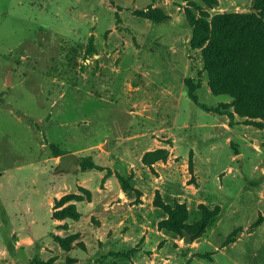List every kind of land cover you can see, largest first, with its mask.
<instances>
[{"label": "rangeland", "instance_id": "obj_1", "mask_svg": "<svg viewBox=\"0 0 264 264\" xmlns=\"http://www.w3.org/2000/svg\"><path fill=\"white\" fill-rule=\"evenodd\" d=\"M253 3L0 0V264H264V121L211 92L198 28Z\"/></svg>", "mask_w": 264, "mask_h": 264}, {"label": "trees", "instance_id": "obj_2", "mask_svg": "<svg viewBox=\"0 0 264 264\" xmlns=\"http://www.w3.org/2000/svg\"><path fill=\"white\" fill-rule=\"evenodd\" d=\"M253 10L249 14L216 15L209 27L201 23L198 28L206 32L201 42H207L204 66L209 73L211 92L230 95L233 106L245 109L264 121V0H254ZM145 47L160 56L167 76L184 84L188 89V97L196 103L195 85L174 68L170 49L159 43ZM201 108L207 110L204 105ZM228 118L231 122L230 113ZM80 168L83 171L99 169L89 157L80 160ZM116 178L122 184V177L116 175ZM155 203L168 215V220L162 222L161 226L175 230L172 225L174 209L158 201ZM216 214V211L204 209L196 233L200 234ZM58 215L65 218L62 213Z\"/></svg>", "mask_w": 264, "mask_h": 264}, {"label": "water", "instance_id": "obj_3", "mask_svg": "<svg viewBox=\"0 0 264 264\" xmlns=\"http://www.w3.org/2000/svg\"><path fill=\"white\" fill-rule=\"evenodd\" d=\"M10 76L7 80V85H10ZM79 168V159L74 154H63L58 158V164L55 169V173H72L78 171ZM183 241L186 244L192 242V238L195 234H190L186 231H183Z\"/></svg>", "mask_w": 264, "mask_h": 264}, {"label": "crops", "instance_id": "obj_4", "mask_svg": "<svg viewBox=\"0 0 264 264\" xmlns=\"http://www.w3.org/2000/svg\"><path fill=\"white\" fill-rule=\"evenodd\" d=\"M239 158L238 159H240V156H238ZM198 201V200H197Z\"/></svg>", "mask_w": 264, "mask_h": 264}]
</instances>
